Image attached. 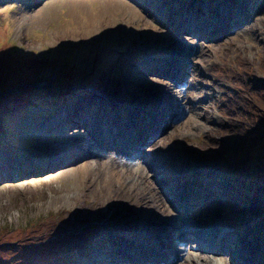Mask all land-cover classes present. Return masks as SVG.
<instances>
[{"label":"rangeland","instance_id":"rangeland-1","mask_svg":"<svg viewBox=\"0 0 264 264\" xmlns=\"http://www.w3.org/2000/svg\"><path fill=\"white\" fill-rule=\"evenodd\" d=\"M143 1L144 6L138 3L141 8L131 3L149 22L148 27L154 31L148 32L151 37L144 31L138 35L122 25L114 33H94L99 20L89 18L98 14L104 18V8L111 0H0V158L6 161L0 159V264L125 261L119 256L109 259L98 252L97 246L102 241V231L113 234L119 232L110 231L114 225L142 222L140 212L134 215L132 205H124L126 198L135 196L145 202L154 201L158 208L164 205L166 213L162 212L166 216L156 217L166 219L165 226H160V230H165L160 232L159 240L170 241L175 236L173 245L185 250L180 258L159 254L158 260L173 259L180 264L183 255H190L199 264L206 256H215L214 263L219 264H234L238 260L242 264L259 263V259L248 261L242 253L237 259L236 243L230 242L233 237H223L226 233L235 234L229 220L240 222L236 232H245L247 227L248 231L252 228L258 233L264 225V0H232L235 6L225 4L229 0H168L164 10L157 12L159 16L162 13L164 23L154 15L155 9L147 6L148 0ZM206 5L220 6L226 11L224 15L233 14L235 19L229 20L233 28L227 26L230 22L221 21L226 28L216 32H225L224 35L210 37L212 29L203 30V22L211 14L208 9L204 12L202 6ZM176 15H187L183 20L187 25L196 20L198 25L190 26L194 41L187 39L188 29L184 28L179 37L167 28ZM242 17L243 21L236 22ZM174 24L176 20L170 28ZM105 27L110 25L101 26ZM128 45L127 60L145 59L144 65L152 64V78L159 87L150 85L141 77L146 75H140L136 69L130 68L128 73L140 79L127 76L128 65L122 58ZM157 46L161 48L160 54L156 52ZM120 48L121 55H117ZM177 52L178 76L166 74L168 66L158 73L154 71L157 65L153 64V56L172 62ZM185 80L188 83L183 85ZM169 85L175 87L174 92L169 91ZM78 102L83 106L96 104L101 113L103 109L136 104L141 115L134 117L133 111L123 109L132 117H124V123L116 121L128 128L134 141L126 153H119L120 144L114 141L102 144L104 141L98 140L100 146L94 147L102 150L96 156L103 159L88 157L76 165L64 166L69 160L67 156L75 152L64 153L68 146L78 144L76 150L82 151L85 147L79 144L90 143L78 130L91 129L86 122L92 119L93 112L83 109ZM158 104L164 119L153 117ZM74 107L81 112L79 116L69 118V124L53 125L61 119L56 115H63L64 110L73 111ZM143 120L151 121L153 130ZM72 121L76 126L83 125L82 128L72 125ZM103 122L101 127L106 128ZM156 133L159 134L155 137ZM117 136L119 141L126 134ZM110 147L114 152H106ZM81 151L79 154L85 156ZM111 156L115 163L109 162ZM53 157L63 162V169L50 168ZM9 163L12 165L8 166ZM101 164V168L123 164L130 176L125 179L131 180V185L128 181V186L116 183L107 170L98 168ZM196 177L202 179L199 185ZM163 178L170 182L164 183ZM102 179L110 185L107 190ZM222 199L224 204L219 205ZM124 216L127 219L115 224ZM216 222L231 227L217 226ZM200 225L213 230L207 231ZM184 231H188L187 239L182 238ZM213 233L217 235L214 239ZM193 234L209 236L203 243H191L188 240ZM125 241L117 244L123 246ZM253 246L254 243L244 245L243 253L264 255V246ZM131 251L134 250L128 248L126 253L135 263L139 253ZM148 253L147 260L156 259L148 257ZM158 260L154 263L163 264Z\"/></svg>","mask_w":264,"mask_h":264},{"label":"bare ground","instance_id":"bare-ground-1","mask_svg":"<svg viewBox=\"0 0 264 264\" xmlns=\"http://www.w3.org/2000/svg\"><path fill=\"white\" fill-rule=\"evenodd\" d=\"M189 1V0H188ZM197 2L200 3V1L196 0ZM131 2H134L136 7H139L141 8L138 3H140L141 5L144 4L145 1H143V3L141 2V0H111V4L106 6L104 9L106 11V14L104 16V18H101L100 15L98 14V16H93V17H90L89 18V21H93V19H97L99 20V26L93 31L95 33V31H98V32H101L102 30L104 32H108V33H111L113 31L116 32V29L118 26H126V28H130L131 30H135V32H141V31H144V33H146L147 35H149L150 37L152 36L151 34H149L148 32H151V33H154V31L152 29H150L148 26L149 25V22L146 21L145 19H143L141 16H140V12L139 10H135V6L131 3ZM148 2L150 3V5H147V6H151L153 9H155V14L156 17L158 18L159 17V20H162V22L164 23V19L163 16H162V13L160 14V16L158 15V11H160L162 8L164 10V6L168 3V0L165 1V0H148ZM167 2V3H166ZM218 2V0L216 1ZM235 1H232V0H229L227 3L225 2V4L229 5H233L235 6ZM196 4V3H195ZM208 4V3H207ZM220 4V3H219ZM144 6V5H143ZM146 6V7H147ZM199 6V5H197ZM227 7V8H231V7ZM220 7V6H219ZM217 6V8H212L210 7V5H206L205 8L202 6V8L204 9V12L206 9H208V13L212 16H208L207 19L205 20L204 23V28L203 30H205L206 28H210L212 29L211 31V36L212 38L214 37H217L219 35H224L225 32H222L221 34L217 33L216 31L218 30H221V28H226V26H224V23L222 24L221 21H225V22H230L229 20H233L235 19V16L231 13L227 14L225 13L226 15H224L223 13L226 12L224 11L223 9L219 8ZM150 7H147V9H149ZM198 8V7H197ZM200 9V7H199ZM190 12V11H189ZM236 12V11H235ZM217 13V14H216ZM202 14V13H201ZM191 15V14H190ZM184 16H187V15H176V18L171 21L168 25H167V28L168 29H171L172 32H176L177 35L179 37H182L184 33L181 34V32H185L184 28L185 29H188L186 31V37L187 39H190V40H193L192 37L190 36V34H194V30H192V28H190V26H193L194 24L198 25L196 22V20H193L190 22V25L188 24H184L185 21V18ZM189 16V15H188ZM194 16V15H192ZM234 16V17H233ZM127 17V19H125ZM196 17V16H194ZM220 17H223V19L219 20ZM249 17V16H248ZM184 18V19H183ZM245 18L242 17L241 20L239 21H236L238 23H240V21H243ZM176 20V25L174 24L173 25V28H170V25L172 23H174V21ZM215 20V21H214ZM187 21V20H186ZM246 21V20H245ZM244 21V22H245ZM136 22H140L138 26L135 25ZM177 22L180 24L178 25ZM112 23V24H111ZM231 24H228L227 26H230L232 27V22H230ZM110 25V28H101V26H105V25ZM184 24V25H183ZM227 24V23H226ZM225 24V25H226ZM183 25V26H181ZM195 26V25H194ZM214 28H213V27ZM201 27H202V24H201ZM194 28V27H193ZM233 28V27H232ZM200 29V28H199ZM209 29V30H210ZM229 31H226V33H228ZM216 34V35H215ZM139 35V33H138ZM209 37V36H208ZM163 39V38H162ZM161 39V40H162ZM200 39V38H199ZM74 40V39H73ZM202 40V39H201ZM147 42V41H146ZM162 42V41H161ZM130 43V42H129ZM133 43V40L131 41L130 44ZM135 43V42H134ZM184 44V42H183ZM130 47V45L128 46H125V56L122 58V62H124L126 64V71L125 73H127V76H129V78H141L143 77L147 82H150L149 84L153 86V84L155 86H158L156 85L157 81L154 82V79L152 78V70L153 68L151 69V66L152 64H150L151 66H147V65H144L143 63H145V59H138L139 61H136V60H133V61H129L127 60L126 56H127V53L126 51L128 50V48ZM156 48V52L158 54H160L161 52V48L160 47H155ZM130 49V48H129ZM91 52V51H90ZM117 52V51H116ZM121 48L119 49L117 55H121ZM116 54V53H115ZM155 53L152 54V56L154 55ZM177 54H179L178 52L174 54L173 58H172V62H167V60H162V59H159L160 56H153L152 57V60H153V64H156L157 67L156 69H154V71L156 73L160 72L163 70V67H166L168 66L167 68V73L166 74H173L172 77H176L178 76V67L180 66V58L177 56ZM129 55V54H128ZM135 57V56H134ZM141 57V56H140ZM130 58V57H129ZM137 58V57H136ZM129 61V63L127 64V62ZM161 62V63H160ZM121 63V62H120ZM148 64V63H146ZM161 66H160V65ZM147 66V67H146ZM177 66V67H176ZM124 67V68H126ZM146 67V68H144ZM181 67H182V64H181ZM133 69V70H137L138 73L141 74H144L146 76H141V77H137V76H132L129 72V69ZM144 69V70H143ZM160 69V70H159ZM125 70V69H124ZM180 70V68H179ZM137 73V72H136ZM151 74V75H150ZM177 74V75H175ZM190 74V73H189ZM188 74V75H189ZM166 77V75H165ZM153 80H152V79ZM127 80V79H126ZM152 80V81H151ZM184 80V79H183ZM188 81L185 80L184 84H187ZM128 85V84H127ZM126 86V85H125ZM154 86V87H155ZM129 87V86H127ZM151 87V86H150ZM159 87V86H158ZM164 87L165 86H162V89L161 90H164ZM133 87H131L132 89ZM174 89L175 87L173 85H169V91L170 92H174ZM96 92V91H95ZM84 94V93H82ZM89 94V92H88ZM77 95V94H76ZM173 95V94H172ZM75 96V95H74ZM167 97V99L169 100L170 97L169 96H165ZM80 98V96H79ZM82 98V97H81ZM103 98V97H102ZM101 99V97H100ZM158 99V98H157ZM82 102V101H81ZM103 102V100H102ZM77 103V102H76ZM79 103V102H78ZM116 103V102H115ZM120 103V102H119ZM141 103V102H140ZM170 102H167L166 104H169ZM90 103H88L86 106H83L82 103H79V105H81V107H83V109H88L89 111H92L93 112V117L90 121H87L86 123H88V125L86 126H90V130H84L83 131V128L82 126H76V123L75 122H71L72 125L76 126V127H81L82 129L79 128V132L82 133L84 135L83 138H89L90 139V143L87 144V145H83V144H79V146H84L85 148L82 149V151L85 153V156H81L79 154V151L81 150H76V145H71V146H68L65 150H64V153H67V152H71V151H75L73 154L67 156V159L69 158L68 162L64 165L65 167H67L69 164L71 166L73 165H76L78 162H81L82 160L84 159H88V157H94L95 159L99 160L101 159L102 157L100 156H96L97 154H99V152H101L100 150H102V148L99 150H96V147L100 146L99 143H98V140H101V141H104L102 144H110L112 143V141H114V143L116 144H120V147L121 149H119V153H122V152H125L127 151V148H129L130 146H132V144H134V141H133V138L131 139V132L128 131V128H124L123 127V123H124V117H126V119H129L128 117H132V115H141L139 113V111L137 110V106L136 104L134 105H131V107H128L126 105H122L121 106H117L116 109H103V113H101V111L98 109V106H96V104H91L95 110H93V107L91 105H89ZM121 105V104H120ZM152 105V104H151ZM157 104H155L154 106H156ZM124 106H126L125 108H123ZM159 108H156V112L157 113H154L153 114V117L156 118V117H159V118H162L164 119L165 116H163V111H158L160 109V104H158ZM162 106V105H161ZM163 106H165V103L163 104ZM76 107H74L73 111L70 110V112L64 110L63 111V115L59 116V115H56L57 117L61 118L59 120V124L57 125L56 124H53L54 126H60L61 124L63 125V123H66V124H69V118H72L74 119L75 116H79L81 114V112L79 110H76L75 109ZM164 108V107H163ZM123 109L125 110H130L133 111L132 112V115L129 116L128 114H126V111H123ZM81 111H82V108H81ZM95 111H100V112H95ZM129 112V111H128ZM66 113H69L68 115H66ZM134 113V114H133ZM145 114V116L147 115L146 112H143ZM91 114V113H90ZM102 116L101 119L100 117H98V115ZM97 115V117H96ZM77 119L80 118V117H76ZM83 119V118H82ZM117 120H121L123 121L122 124H118L116 121ZM104 121V122H103ZM120 121V122H121ZM101 122L103 126H105L106 128H102L101 127ZM85 123V124H86ZM84 124V123H83ZM118 124V125H117ZM143 124L145 125H148L151 127V129L153 130V127H152V124H151V121H146V120H143ZM66 126V125H65ZM84 125V127H86ZM110 127V129H109ZM85 132V133H83ZM121 133H124L126 134V137H121V139H119V141H117V138H118V134H121ZM136 136L138 137L139 136V133L136 132ZM96 134V136L94 137V135ZM159 133H156L154 134L155 135H158ZM156 137V136H155ZM82 138V142H85ZM138 143V140L135 139V143ZM101 144V143H100ZM102 146V145H101ZM58 147V146H57ZM118 147V146H117ZM151 147V146H150ZM74 148V149H73ZM79 148V147H78ZM94 148V149H93ZM73 149V150H72ZM91 149H93V152L91 151ZM81 151V152H82ZM106 152H114V150L112 149V147H110L109 151H106ZM146 153V151H144ZM126 153V152H125ZM138 153V152H137ZM140 154V153H139ZM150 154V153H149ZM63 155V154H62ZM65 155V154H64ZM120 155V154H119ZM35 156V155H34ZM96 156V157H95ZM55 157V156H54ZM53 157V160L51 162H53L51 165H50V168L54 169V168H61V160H57L56 158ZM59 157V156H58ZM98 157V158H97ZM1 159V158H0ZM62 159H65V156L62 157ZM103 159V158H102ZM109 159V162L111 161L112 163H115L113 160H114V156H111ZM125 160V159H124ZM127 160V158H126ZM159 160L162 162V158H159ZM2 162H6V161H3L1 159ZM26 161V160H25ZM133 161V160H132ZM128 162V161H127ZM8 163V162H7ZM65 163V162H64ZM99 163V162H98ZM97 164V162H96ZM12 165V163H9L8 166ZM7 166V167H8ZM102 166L99 165L98 168ZM44 166L42 165V168ZM117 168H114L112 167H104V168H101L102 171L103 170H107V173L109 175V177L111 176V178L113 179V176L115 177V182L118 183V184H122L125 183V186H128L129 184L131 185V180H128V179H125V177H130L129 176V170L126 169V167L122 164V165H116ZM83 168H85L83 166ZM87 168H91L90 165H87ZM63 169V168H61ZM92 170H97V168H91ZM117 169V170H115ZM35 170L32 169V171ZM160 171V170H159ZM112 173H114V175H112ZM199 174H201L199 171H198ZM136 175V173H135ZM104 176V174H103ZM99 178H102V175L98 176ZM105 179L109 180L110 179L106 176H104ZM96 178V177H95ZM190 177L187 175L186 177V180L187 182H190L191 180L189 179ZM114 180V179H113ZM196 180H197V184L199 185L201 182H202V179L201 177H196ZM101 181V179H100ZM99 181V182H100ZM128 181V182H127ZM162 181L166 184H168L170 181L167 179V178H163ZM129 183L128 185H126L127 183ZM110 182H108V184H110ZM102 184H105L104 189L107 190L109 188L108 184L106 183V181H104L102 179ZM101 184V185H102ZM185 184V183H183ZM94 186V185H93ZM102 187V186H101ZM131 187V186H130ZM100 188V186H99ZM131 188H135V187H131ZM97 189V188H96ZM126 189V188H125ZM128 189V188H127ZM104 190V191H105ZM130 190V188H129ZM128 190V191H129ZM132 191V190H131ZM125 192V191H124ZM123 192V193H124ZM127 192V191H126ZM134 192V190L132 191ZM185 192V189L182 193ZM101 193V192H100ZM99 193V194H100ZM104 193V192H103ZM98 195V194H97ZM105 195V194H104ZM230 195V194H229ZM134 196V195H133ZM132 196V197H133ZM179 198L183 195H178ZM108 197V196H107ZM106 197V198H107ZM105 198V199H106ZM107 201V200H106ZM125 203L124 205L125 206H129V205H132V207L130 208L133 212V214H137V212H140L143 220L142 222L139 224V223H136V224H127V223H124V225H114L115 227H113V229H111L110 231H113V230H118L119 229V232H115L113 234H110L112 232H107L105 231V233L102 231V241L99 243V245L97 246L98 248V252L104 256H107L109 257V259H115L116 256H119V257H124L125 258V261L123 262H118L117 264H125V262L127 261L126 264H146L149 262V260L151 261L150 263L152 264H155L154 262H156V260H158L156 258V256H158L159 254L161 255H167L166 257H170V255L172 256H175L174 259H177V258H180V254L185 251L184 249H180L178 248L177 246L173 245L174 241H175V236H173L171 238L170 241H166V239H164L163 241L162 240H159V238H161L162 236L160 235V232H162L163 230H165L163 228V230H160V226H165V223H166V219L163 218L166 216V211L164 210V205L162 206H159V208L157 207V205L155 204L154 201H148V202H145L144 200H142L140 197L138 196H135V198H126L125 199ZM236 201V200H235ZM103 202V201H102ZM107 203V202H106ZM220 203L219 205L221 204H224V200H219ZM167 209H169V205L167 204ZM162 211H164L165 213H163ZM178 212H181L180 210ZM158 214L162 215L163 217H160L158 218V220L156 219V217L158 216ZM245 219H247V217H244ZM125 219H127L125 216L124 217H120L119 220L115 223V224H118V223H122ZM250 221V219H249ZM261 221H263V218L258 222V223H261ZM229 223L231 224L232 228L234 229V233L235 234H228L226 233V235L223 237V238H230V237H233L231 241L235 242L236 243V247L238 248V253L239 254H235V257L237 259H239V255H241V253L243 254V256L245 257V259H247L248 261L252 260V261H256L257 259H259V263L258 264H261V262H264V255L262 254L261 256V252L260 253H255V252H246L244 251L243 253V250L244 249V245H250L254 243V246L253 247H262L264 246V234L261 236L259 235V233H261V231L263 230L264 228V225L262 226V229L261 231H259L258 233L257 232H253L252 228L250 229V231L247 230V227L244 228L245 232H242L241 230L236 232V228H237V225L238 223L240 222H234L233 220H229ZM222 224H225L226 226H230L228 223H220V222H216V225L217 226H221ZM204 225H207L209 226L207 223L204 224ZM204 225H200L201 227L204 226ZM196 226V225H194ZM193 226V227H194ZM199 226V227H200ZM214 226V225H213ZM223 226V225H222ZM230 226V227H231ZM193 227H190V228H193ZM189 228V229H190ZM203 229L206 228L207 229H210V231L213 230V227H202ZM216 228V227H214ZM222 228V227H221ZM220 228V229H221ZM224 228V227H223ZM177 229V228H176ZM217 230V229H216ZM226 230V229H225ZM109 231V230H108ZM208 231V230H207ZM187 232L188 231H184L183 234H182V238L184 239L186 237V239L188 238V235H187ZM247 232V233H246ZM177 233V231L175 232ZM174 233V234H175ZM232 233V232H231ZM242 233V235H241ZM199 234V233H197ZM221 234V233H220ZM228 234V235H227ZM166 235V234H165ZM222 235V234H221ZM209 235L206 234V236H200V235H194L192 236V239L191 240H188L189 242L193 243H203L205 241V239L208 237ZM217 236V235H216ZM213 233V239L216 237ZM237 237H239V239H237ZM212 238V237H211ZM125 243L123 246H119L118 244H120V241L122 240H125ZM196 239V241H195ZM220 239V238H219ZM66 241V240H65ZM216 242V241H215ZM118 243V244H117ZM218 244V243H217ZM225 244H223L222 246H224ZM231 245V244H230ZM105 247H108V248H105ZM130 248L131 250H134V251H131V254L133 252H136V253H139L138 255V260L137 262L135 263H132L130 261V256L126 253V250ZM207 248V246H206ZM214 252L215 250L213 248H211ZM219 249V248H218ZM250 249V248H249ZM260 249V248H259ZM263 249V248H262ZM197 250H201L200 248L197 247ZM248 250V249H247ZM256 251V250H255ZM264 251V249L262 250V252ZM149 252V253H148ZM259 252V251H258ZM116 253H120L121 255H116ZM148 253V257H154L156 258L155 260L154 259H149L147 260L148 258L145 256V254ZM172 256V257H173ZM101 257V256H100ZM215 256H213L212 258H209V256H206L205 258L201 259V264H219V263H214L216 261V259L214 258ZM241 257V256H240ZM261 257V258H260ZM133 260V259H132ZM173 259H165L164 261L163 260H158V262L160 261H163V264H176V262H172ZM246 261V260H245ZM246 261V262H248ZM257 262V261H256ZM255 262V263H256ZM180 264H199L197 263V261L191 259V256L190 255H183V257L181 258V262ZM234 264H242L240 262V260H238L237 262H235ZM253 264V262H252Z\"/></svg>","mask_w":264,"mask_h":264},{"label":"clouds","instance_id":"clouds-1","mask_svg":"<svg viewBox=\"0 0 264 264\" xmlns=\"http://www.w3.org/2000/svg\"><path fill=\"white\" fill-rule=\"evenodd\" d=\"M164 104V103H163Z\"/></svg>","mask_w":264,"mask_h":264}]
</instances>
